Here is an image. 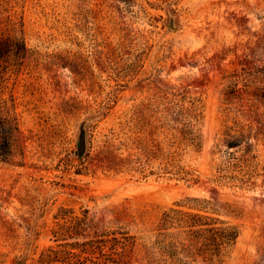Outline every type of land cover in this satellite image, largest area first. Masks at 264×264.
<instances>
[{"label": "rangeland", "instance_id": "1", "mask_svg": "<svg viewBox=\"0 0 264 264\" xmlns=\"http://www.w3.org/2000/svg\"><path fill=\"white\" fill-rule=\"evenodd\" d=\"M0 14V41L24 43L0 57V110L21 122L0 160V264H108L97 241L122 235L124 264H164L158 222L186 196L241 208L222 264H264V0H0ZM194 104L178 164L196 181L161 176L162 114ZM135 110L156 131L146 178L107 169Z\"/></svg>", "mask_w": 264, "mask_h": 264}, {"label": "trees", "instance_id": "2", "mask_svg": "<svg viewBox=\"0 0 264 264\" xmlns=\"http://www.w3.org/2000/svg\"><path fill=\"white\" fill-rule=\"evenodd\" d=\"M11 45L24 46V43L0 41V57L8 55ZM262 72L264 73V64ZM197 109V104H194L191 108L182 107L176 115L171 114L168 109L162 114L161 123L156 129L162 135L163 144L158 146V155L164 160L161 176L173 175L180 179L185 177L187 182L196 181L193 176H186L178 164L180 154L178 149L182 143H186V140H191L190 135L193 134L198 120ZM135 112L121 124L124 132L116 133L118 140L112 144L107 169L116 173L136 172L142 178H146L148 174L145 165L154 155L151 141L156 131L153 130L150 117L143 116L136 110ZM20 132L21 122L18 114L14 110H0V160H9ZM134 143H138V150L123 155L122 150L126 146L131 147ZM219 180L220 178L217 177L214 182L219 183ZM241 214L242 210L236 203L220 197L186 196L174 201L162 212L152 247L165 253L169 261L165 260L164 264H192L200 258L204 264H222L224 255L233 247L239 235L238 226L226 218H237ZM131 239V236L122 235L112 237V242L103 238L98 240L97 245L100 247L102 259L108 264H124L127 252L134 244ZM70 245L71 249L87 254L84 247L87 249L88 244L78 246L77 243H71ZM161 261L153 259L152 264H160Z\"/></svg>", "mask_w": 264, "mask_h": 264}, {"label": "water", "instance_id": "3", "mask_svg": "<svg viewBox=\"0 0 264 264\" xmlns=\"http://www.w3.org/2000/svg\"><path fill=\"white\" fill-rule=\"evenodd\" d=\"M85 150H86V135H85V132L82 131L79 137V142H78L79 156H83Z\"/></svg>", "mask_w": 264, "mask_h": 264}]
</instances>
